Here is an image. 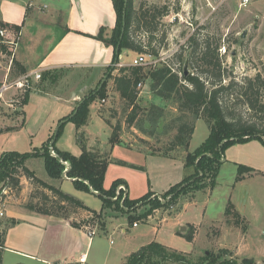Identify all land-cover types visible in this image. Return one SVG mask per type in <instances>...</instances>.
Segmentation results:
<instances>
[{
    "label": "rangeland",
    "instance_id": "obj_1",
    "mask_svg": "<svg viewBox=\"0 0 264 264\" xmlns=\"http://www.w3.org/2000/svg\"><path fill=\"white\" fill-rule=\"evenodd\" d=\"M49 1L65 6L64 0H43L41 7H47ZM142 3L146 6L166 5L170 8L169 15L161 20L158 32L159 38L166 35L167 49L160 52L154 64L142 65L144 74L153 66L166 60L171 61L172 56L180 48H184L188 38L198 31L202 35L208 34L209 37L219 39L221 46H225L226 53L222 60L228 71L226 82L231 78L240 82L246 77L253 78L257 73L264 78V0H248L246 6H241L239 0H132L135 10ZM175 8H179L178 13L173 11ZM105 9L106 14L111 12L115 27L116 14L114 11L113 17L112 0ZM29 25L33 24L30 22ZM39 28L40 26L34 27ZM102 28L106 30L105 27ZM30 31L26 32L24 40L37 45L39 38H31ZM16 38V34H9L7 38L0 39V84H11L18 79L15 78L16 67L11 65L16 51ZM141 55L128 51L127 55L123 54L118 59L116 65L112 64L107 70L106 74L109 76L102 85L100 96L89 106V122L81 133L84 132V136L89 138L90 142L86 139V145L111 151V163L103 181L105 190L110 189L113 181L118 179L125 182L130 200H138L150 193L158 197H152L129 210L124 209L121 203V186L116 192L118 198H115L120 208L103 209L98 196L75 189L71 180L50 178L43 158L29 157L24 161V167L39 180L78 199L87 208L102 211L101 220L106 224L103 231L96 218L87 211L72 212L66 205L65 210L61 211L72 223L92 235L95 234L87 253L89 263L123 264L122 252L131 248L135 252L137 244L146 246L156 242L187 254L192 264H208L209 259L216 257L221 248L231 252L229 260L253 259L254 264H264V144L258 140H250L231 145L221 154L218 153L219 146L214 148L207 143L197 156L198 149L208 138L209 130L201 118L188 116L195 127L188 145L165 152L175 134L174 130L169 129V123L179 115L176 105L154 97L148 81L136 84L134 97L131 98H124L117 86L120 77L129 75L128 71L122 70L131 68L133 61ZM185 64L186 62L183 68ZM6 74L8 78L5 77ZM53 75L42 74V79L37 82L28 77L26 88L6 92V97L11 92L13 94L6 100H0V156L5 153L26 154L40 150L53 138L60 114L64 111L62 98L68 89L80 85L79 87L86 88L85 95L91 91L88 90L90 86L87 81L83 82V76L79 84L77 76L70 77L65 73ZM86 76L85 78H90V75ZM99 84L98 82L97 86H93L95 90ZM24 92H31L32 98L25 107L23 122L20 96ZM158 102L160 103L157 104ZM152 105L163 109V116L156 122L148 119ZM117 124L120 128L119 139L123 145L111 147L110 128ZM11 129L17 130L11 132ZM76 131L79 130L73 123H66L60 130L55 147L74 155ZM188 156L194 158V163L203 156L209 158L211 162L205 161L204 168L210 170L206 171V177L197 181L196 184L201 186L198 191L183 193L171 201L168 209H163L160 205L165 203L162 196L165 192L183 178L188 176L194 180L197 176L192 166L184 165ZM238 165L253 170L243 172V180L236 182ZM215 167L217 176L214 175ZM24 179L23 176L20 178V190L10 194L15 198L13 204L18 205L17 208L20 205L26 208L30 202H41L32 198L33 186L28 180H25L27 185L22 183ZM6 185V179L0 181V191ZM47 194L50 196V193ZM54 202L56 201L52 200V204ZM226 209L231 211L229 215L225 214ZM145 212H149L150 216L145 221L134 220L138 225L135 228L128 220V215L139 217ZM178 221L183 224L182 230L178 227ZM9 226L10 220L0 217V230L5 231ZM188 236L191 239H187ZM9 258L18 264H37L15 257ZM156 263L163 264L155 259L145 260L142 264Z\"/></svg>",
    "mask_w": 264,
    "mask_h": 264
},
{
    "label": "trees",
    "instance_id": "obj_2",
    "mask_svg": "<svg viewBox=\"0 0 264 264\" xmlns=\"http://www.w3.org/2000/svg\"><path fill=\"white\" fill-rule=\"evenodd\" d=\"M112 3L116 14L115 27L109 37L103 38L102 31L96 37L112 48V64L118 63L123 50L158 58L160 52L167 49L166 35L163 34L159 38L158 32L161 20L169 15L170 8L166 5L146 6L142 3L138 10H135L132 0H126V2L125 0H112ZM124 11L125 16L123 17ZM173 11L178 13L179 8H175ZM0 27L7 28L12 33H18L19 31L18 26H9L2 22H0ZM220 47L219 39L209 37L208 34L202 35L197 31L188 38L184 48H180L172 56V62L166 60L157 66H153L145 74L142 66H131L129 69L122 70L129 73L128 76L120 77L117 83L124 98L134 97L136 84L148 81L150 92L154 97L163 101H171L176 105L179 115L169 123V129L174 130L175 134L165 152L168 153L176 148L188 145L195 129L193 122L188 120V116L195 119L201 118L209 130L208 138L198 149L197 156L207 143L208 146L212 144L214 148L219 146L218 153L221 154H223L222 151L225 148L231 145L245 143L250 140H258L264 144V78L257 73L253 78L246 77L240 82H236L232 78L226 82L228 71L223 66L222 56L219 54ZM185 62L189 71L187 74H184L183 71ZM12 67H16V76L25 75L24 68L14 60L12 61ZM101 91L102 87L99 90L89 92L78 104V109L74 115L70 114L59 121V123L62 121L63 123L57 131L56 139L62 127L68 122L73 123L77 129L87 125L89 106L100 96ZM28 96L27 92L20 96L22 106L27 104ZM162 116V108L155 105L150 107L148 119L151 122H156ZM119 130L118 124L111 127L109 140L111 147L116 144L123 145L119 139ZM51 140L52 138L40 150L32 153L18 154L13 152L0 156V181L7 180L5 187L8 188L10 194L13 191L20 190V178L23 176L33 186L32 198L41 201L36 204L28 203L26 206L28 210L38 214L65 218V214L61 211L65 210L64 206L66 205L68 210L70 209L72 212L78 210L89 212L96 218L100 230L103 231L106 226L104 220H101L102 211L91 210L78 199L36 178L34 173L23 165L29 157L43 158L47 174L52 179H61V175L68 167L66 177L72 181L75 189L98 196L102 201L103 209L120 208V204L115 198H118L116 192L121 186L123 187L120 191L121 196H123L121 203L124 209L129 210L149 201L152 197H158L150 193L138 200H130L125 182L118 179L113 181L110 189L105 190L103 180L110 161L109 153L89 150L83 133L76 135V144L80 149V155L78 156L58 150L55 147V142L53 144L55 155H51L48 152V145ZM205 161L211 162L205 156L199 158L196 163H194V158L187 157L185 165L194 168L196 178L192 180V177L187 176L188 178L185 177L173 185L162 195L165 203L160 205L161 208L168 209L171 201L183 193L195 192L200 189L201 186L196 184L197 181H201L203 177H206V171L210 170H205ZM216 167L214 168L216 169L215 176L218 174ZM246 170L252 171L246 166H237L236 182L243 180V172ZM47 193H50V196ZM193 195L194 193L191 197ZM52 200L56 202L52 204ZM121 210L123 211L122 208ZM230 213L231 211L226 209L225 214L229 215ZM149 216V212H145L144 215L139 217L128 215V220L133 224L136 223L134 220L145 221ZM14 223L11 220L10 226ZM71 225L75 228L80 227L75 223H71ZM4 239L5 231L0 230V264ZM187 239H191V237L188 236ZM230 253L228 249L221 248L216 257L209 259L208 264H254L253 259L229 260L231 258ZM149 259L158 260L163 264H192L187 254L156 242L142 246L130 255L125 264H142Z\"/></svg>",
    "mask_w": 264,
    "mask_h": 264
},
{
    "label": "crops",
    "instance_id": "obj_3",
    "mask_svg": "<svg viewBox=\"0 0 264 264\" xmlns=\"http://www.w3.org/2000/svg\"><path fill=\"white\" fill-rule=\"evenodd\" d=\"M42 1L0 0V22L19 27L18 33H13L17 35L13 60L24 68L25 75H30L34 80L35 74L39 73L40 79L35 80V82L42 79V74L65 73L70 77L77 76L79 84L82 82L83 76V82L87 81L90 86L88 90H95L93 86L98 82L100 83L101 78H104L113 62L112 48L96 38L100 31L103 32V38H107L113 30L111 12L105 13V6L109 4L110 0H64V7L59 6L56 1L53 3L49 1L47 7L45 5L41 7ZM29 20L33 25H29ZM35 26H40V28L34 29ZM29 30H31L29 33L31 38H39L37 45L32 43L31 45L24 40V36ZM121 54L125 56L128 51L123 50ZM121 54L119 59L122 58ZM86 75H90V78H85ZM5 77L8 78V75L6 74ZM20 77L22 76H15L18 79ZM79 86L76 85V88L68 89L67 94L62 98L64 111L60 114L58 121L72 114L84 98L86 88ZM12 90L14 91L15 88L9 91ZM31 92L27 104L22 107L23 120L25 107L32 98ZM4 94L3 99L6 100L13 93L11 92L7 97ZM5 103L7 104V102ZM84 127L86 125L77 129L79 131H76V135L81 133ZM14 130L17 129H11V132ZM82 133L84 134V132ZM85 138L87 141L89 140L88 137ZM87 148L99 153H109L110 160L111 151H103L99 146L95 148L88 146V144ZM73 154L75 156L80 155V149L77 145ZM110 163L111 160L108 165ZM108 165L105 175L108 171ZM25 180L22 183L27 185ZM15 201L13 196H9L4 208V217L10 221L13 220L15 223L5 230L1 264H18L9 257L37 264H79L83 257L85 259L84 264H93L89 263L87 253L94 242L95 234L92 235L82 227H72L70 219L38 214L21 205L17 208L18 205L13 204ZM177 224L182 230L183 224H180V221ZM134 227L137 228L138 225ZM121 233L123 234L124 230ZM142 246L141 244L135 245L137 250ZM133 249L121 253L123 264L127 262L131 254L137 251L134 252Z\"/></svg>",
    "mask_w": 264,
    "mask_h": 264
},
{
    "label": "built area",
    "instance_id": "obj_4",
    "mask_svg": "<svg viewBox=\"0 0 264 264\" xmlns=\"http://www.w3.org/2000/svg\"><path fill=\"white\" fill-rule=\"evenodd\" d=\"M239 2H240L241 6H246L248 3V0H239ZM9 34H13L12 31L8 30L7 28H0V39L7 38V36ZM225 53H226L225 46H221L219 48L220 56H224ZM155 62H156L155 58L148 56V55H141L133 61L132 65L133 66H142V65H147V64H151V63L154 64ZM28 77H30V75H24L11 84H7L6 82L1 84L0 85V100H3V94L5 92H7L13 88H15V89L26 88L27 83H28ZM38 79H40V74L36 73L35 74V80H38ZM9 196H10V192H9L8 188H6V187L2 188L0 191V217L4 216V208H5L7 198ZM136 225H137L136 223H133V226H136ZM84 262H85V259L82 257L79 261V264H84Z\"/></svg>",
    "mask_w": 264,
    "mask_h": 264
},
{
    "label": "water",
    "instance_id": "obj_5",
    "mask_svg": "<svg viewBox=\"0 0 264 264\" xmlns=\"http://www.w3.org/2000/svg\"><path fill=\"white\" fill-rule=\"evenodd\" d=\"M125 2H126V0H125ZM124 16H125V11H124V15H123V17H124ZM123 19H124V18H123ZM123 25H124V24H123ZM122 31H123V30H122ZM242 35H244V34H242ZM114 65H116V64H114ZM183 71H184V74H187V73H188V71H187V63L185 64V67L183 68ZM107 77H108V74H106V75L104 76V78L101 80V82H100V84H99L97 90H99V89L102 87V85L104 84V82H105V80H106ZM77 109H78V105L76 106V108H75V110L73 111L72 115H74V114L76 113ZM62 123H63V121L60 122V123H58V125H57V127H56V130H55V132H54L53 138H52V140H51L50 143H49V153H50L51 155L53 154V144H54L55 139H56L57 131H58V129H59V127H60V125H61ZM68 169H69V168L67 167V169L65 170V172L61 175V178H62V179L68 180V178L66 177V172H67ZM69 180H70V179H69Z\"/></svg>",
    "mask_w": 264,
    "mask_h": 264
}]
</instances>
